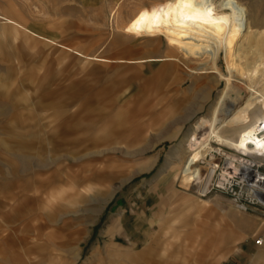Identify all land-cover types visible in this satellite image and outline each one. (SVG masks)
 I'll return each mask as SVG.
<instances>
[{
	"label": "rangeland",
	"instance_id": "rangeland-1",
	"mask_svg": "<svg viewBox=\"0 0 264 264\" xmlns=\"http://www.w3.org/2000/svg\"><path fill=\"white\" fill-rule=\"evenodd\" d=\"M163 1L0 0V130L19 136L0 133V264H264V216L182 181L193 170L183 140L225 83L206 55L134 34L140 14ZM240 1L264 18V0ZM4 16L31 35L11 33ZM38 35L85 55L147 61L77 58ZM218 64L226 73L224 52ZM3 139L28 141V152ZM222 161L206 153L199 172ZM101 166L118 178L82 202L74 179Z\"/></svg>",
	"mask_w": 264,
	"mask_h": 264
},
{
	"label": "bare ground",
	"instance_id": "bare-ground-1",
	"mask_svg": "<svg viewBox=\"0 0 264 264\" xmlns=\"http://www.w3.org/2000/svg\"><path fill=\"white\" fill-rule=\"evenodd\" d=\"M259 26L240 0L218 4L216 0H164L146 8L133 28L136 35L165 37L187 56L206 55L215 80L225 83L209 115L183 140L192 151L187 164L193 170L183 171L182 181L196 187L200 184L202 193L211 187L217 171V165L211 164L207 174L199 172L198 163L206 153L222 156L224 173L232 167L235 174L244 173L251 163L264 166V26ZM223 52L226 73L218 64ZM213 143L251 155V162L224 153Z\"/></svg>",
	"mask_w": 264,
	"mask_h": 264
},
{
	"label": "crops",
	"instance_id": "crops-1",
	"mask_svg": "<svg viewBox=\"0 0 264 264\" xmlns=\"http://www.w3.org/2000/svg\"><path fill=\"white\" fill-rule=\"evenodd\" d=\"M249 9H250V17L252 20H254V22L256 23H260L263 24L264 18L260 17V14L258 12V10L253 9L250 5H249ZM263 18V19H262ZM4 19L6 20V24H8V28L11 31V33L13 34H18V33H25L28 35H31V30L29 29V27L21 22H19L18 20H16L13 17H6L4 16ZM2 29H4V26L2 27ZM40 38L41 40L49 43V44H53L56 45L57 47H59L62 51L64 52H72L74 54L75 57L77 58H88L91 60H97V61H114V62H129V63H135V62H140V61H147L144 59H140V60H126V59H109L106 57H102V56H98V55H85L67 45L64 44H60L57 41L44 37V36H35ZM166 61V60H165ZM168 65H172V64H168ZM191 91L193 92V89L191 87ZM6 95V94H5ZM6 97V96H4ZM1 134H4L5 136H9V137H14L17 136L19 137L16 132L10 130L7 127L1 128L0 130ZM105 133H107L109 135V133L107 132L106 129H103L102 134L104 135V137H106ZM102 135V136H103ZM21 138V137H20ZM2 147L5 149H8L10 151H23V152H28L29 149V142L28 141H24V140H18L15 143L9 142L6 143L5 140L3 139L2 141ZM54 151H58V148L54 147ZM128 156H130V153L127 152L126 153ZM101 172H100V171ZM98 171H95L94 169H89V173L83 177H79L76 179H74L75 183H78V185L81 187L80 192H78V195L81 196L82 198V202L85 201L86 198L89 197H96L99 195H103V194H107L110 193V190L107 191H102L101 186L106 183V182H110L115 178H118V174L120 172V170L118 169H108V171L106 170V168L104 166H101L100 169ZM141 170L137 171L140 172ZM136 173H131L125 177H119L121 179L122 183H125L127 181H129ZM27 189V188H25ZM114 195V194H113ZM113 195L108 196L107 197V203L109 202V200L113 197ZM25 199V198H24ZM107 230V229H106ZM109 231V230H108ZM108 233V232H107ZM158 244V243H157ZM258 256L263 257L264 258V248H261L258 251Z\"/></svg>",
	"mask_w": 264,
	"mask_h": 264
},
{
	"label": "built area",
	"instance_id": "built-area-1",
	"mask_svg": "<svg viewBox=\"0 0 264 264\" xmlns=\"http://www.w3.org/2000/svg\"><path fill=\"white\" fill-rule=\"evenodd\" d=\"M0 19H3L1 14ZM233 155L240 157L241 161H248L251 157V155ZM235 162L238 163L237 161ZM251 164L252 167L248 171L235 174L233 167L224 173L223 163H216L217 171L211 187L202 193L199 184L198 190L201 196H206L216 190L227 195L238 210L264 216V166L259 167L258 165L254 166V163ZM263 244V238L256 239V245L262 246Z\"/></svg>",
	"mask_w": 264,
	"mask_h": 264
}]
</instances>
